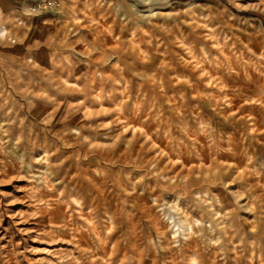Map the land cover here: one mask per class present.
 <instances>
[{
	"label": "rangeland",
	"instance_id": "rangeland-1",
	"mask_svg": "<svg viewBox=\"0 0 264 264\" xmlns=\"http://www.w3.org/2000/svg\"><path fill=\"white\" fill-rule=\"evenodd\" d=\"M30 2L0 0V264H264V0Z\"/></svg>",
	"mask_w": 264,
	"mask_h": 264
},
{
	"label": "built area",
	"instance_id": "built-area-1",
	"mask_svg": "<svg viewBox=\"0 0 264 264\" xmlns=\"http://www.w3.org/2000/svg\"><path fill=\"white\" fill-rule=\"evenodd\" d=\"M30 3L31 5L29 6V13L32 15L38 14L42 9L41 0H31ZM44 4L45 7H50L53 5V3L50 1L44 2Z\"/></svg>",
	"mask_w": 264,
	"mask_h": 264
},
{
	"label": "crops",
	"instance_id": "crops-1",
	"mask_svg": "<svg viewBox=\"0 0 264 264\" xmlns=\"http://www.w3.org/2000/svg\"><path fill=\"white\" fill-rule=\"evenodd\" d=\"M0 11H1V13L3 14V9H2V7H1V5H0Z\"/></svg>",
	"mask_w": 264,
	"mask_h": 264
},
{
	"label": "bare ground",
	"instance_id": "bare-ground-1",
	"mask_svg": "<svg viewBox=\"0 0 264 264\" xmlns=\"http://www.w3.org/2000/svg\"><path fill=\"white\" fill-rule=\"evenodd\" d=\"M1 35V34H0ZM2 36H4V35H2ZM67 83H70V81H67ZM72 84H73V82H72ZM77 84V83H76ZM78 86V85H77Z\"/></svg>",
	"mask_w": 264,
	"mask_h": 264
}]
</instances>
